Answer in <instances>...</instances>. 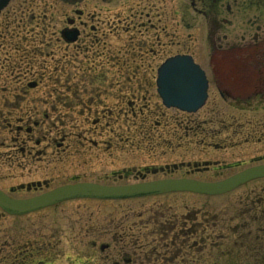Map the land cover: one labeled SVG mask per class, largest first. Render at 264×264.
Listing matches in <instances>:
<instances>
[{"label": "flooded vegetation", "instance_id": "af4514ba", "mask_svg": "<svg viewBox=\"0 0 264 264\" xmlns=\"http://www.w3.org/2000/svg\"><path fill=\"white\" fill-rule=\"evenodd\" d=\"M85 1L9 0L1 11L0 35L21 50L0 56V108L22 110L15 134L7 131L0 144L7 201L76 183H210L254 167L261 173L220 194L70 197L26 212L0 206V264H264V0H182L174 10L167 0H147L155 22L132 7L104 19L100 10L76 7ZM58 2L73 7L55 29ZM35 8L42 13H30ZM26 22L38 27L27 43L3 32L21 27L19 35ZM122 23L133 33L123 58L103 42L96 56L79 60L84 68L68 58L66 85L45 83L57 41L72 48L82 41L86 51L94 41L88 30L105 35L110 25L115 35L111 26ZM170 45L178 49L168 52ZM174 54L191 56L206 74L207 95L194 111L167 107L157 94V67ZM122 109L131 116L122 119ZM118 121L133 126L126 137Z\"/></svg>", "mask_w": 264, "mask_h": 264}, {"label": "water", "instance_id": "95a60500", "mask_svg": "<svg viewBox=\"0 0 264 264\" xmlns=\"http://www.w3.org/2000/svg\"><path fill=\"white\" fill-rule=\"evenodd\" d=\"M8 0H0V9ZM64 36L68 34L63 33ZM157 86L166 105L193 110L202 104L206 96V78L203 70L187 55L168 57L158 68ZM261 173L260 168H251L225 180L203 183L191 179H165L128 186L108 187L81 183L58 187L31 199L9 202L0 192V205L13 206L20 211L30 210L73 196L129 197L167 191L189 190L216 194L227 191L244 179Z\"/></svg>", "mask_w": 264, "mask_h": 264}, {"label": "rangeland", "instance_id": "374dc122", "mask_svg": "<svg viewBox=\"0 0 264 264\" xmlns=\"http://www.w3.org/2000/svg\"><path fill=\"white\" fill-rule=\"evenodd\" d=\"M150 2L148 3L147 0H86L83 4H79L76 5V7H83V9L87 8L89 11H94L97 10V12H99V10L101 11V16L104 19H112L115 16V13H120L121 17H123L125 14H127L130 10V7L132 8H136V9H142L144 11H148L151 13H149V17L151 19V22H155L156 17L154 18L153 16L155 15V8L153 6H157L159 4V0H149ZM158 1V2H157ZM167 5L168 8L170 9H175L176 7H179L182 0H167ZM148 3V5L151 3L153 6L152 11H149L150 9L147 8L146 4ZM144 6V8H143ZM73 6L71 5H66V4H60L59 2L56 5V8L54 9L55 11V15L56 18H58L59 20H55V29L56 27H59L60 25H62L61 19L63 18V16L67 13H70V9ZM40 12L42 13V9H37L35 8L33 11L31 10V12ZM47 14L50 13L49 10L46 11ZM1 14V13H0ZM31 16V14H30ZM29 18V17H28ZM27 18V21H29ZM41 20H43V17H40ZM37 19L33 18L32 21H36ZM44 20L47 22L46 17L44 18ZM142 20H145V16H143ZM173 20H170L168 22V27H169V31L172 32V27L173 26ZM126 23H122V24H118L117 28L114 29V25L111 26L112 30L114 33H116L115 35L113 33H108V27H110V25H105V27H103L101 29V32H105V35H102L99 31H89V36L94 39L93 43L90 44L87 48V50L85 51L84 46L82 41H80L79 43V47L76 48H72V47H66L62 42L57 41L56 47H55V61L51 62L52 65V73L50 75H48L49 77L46 79L45 83L48 84H53L55 83L56 86H64L67 84L66 81V77H67V70L71 68V66H68V58L72 57V58H76L75 60H71V64H77L78 67H83L84 68V61H79L82 56H89L91 58V56H94L99 48V44H102L103 42H105V45L109 44L110 42L118 49L121 50V53L119 55V58H123L122 56L125 55V51L126 49L129 48V44L128 42L130 41V37L133 36V33L131 31L130 26H128ZM48 26V25H47ZM23 29L21 30V33L19 35H17L16 33L20 32V28L19 29H14L12 30L11 27L6 28L5 31L3 32H9L12 35L10 36H21L22 38H26V43L29 42V39L31 40L32 35L35 34V32L38 31V27L36 26V23L34 22H29L25 25H23ZM58 29V28H57ZM53 30V28L50 29V31L47 29V34H46V38H48V36L50 34H53L51 31ZM95 35V37H94ZM43 38V36H42ZM96 38V39H95ZM12 39L14 38H9L8 36H3L0 35V56H16L18 55L17 51H21L18 50V48H16V45L14 46H10V43H13ZM16 40V39H15ZM14 40V42H16ZM135 40V39H134ZM27 47V44H25V47ZM155 48V47H154ZM178 49L177 45H170L167 48L168 52H174ZM83 50V51H82ZM8 53V54H7ZM20 53V52H19ZM73 54V55H72ZM85 54V55H84ZM72 55V56H71ZM96 56V55H95ZM47 59L46 56L42 57L41 59ZM16 62V61H15ZM48 62V61H47ZM159 61H155L153 62V67L155 66L156 63H158ZM49 64V62H48ZM50 65V66H51ZM41 68V67H40ZM68 68V69H67ZM75 68V67H74ZM72 69V68H71ZM79 74H81V71L79 69V71H77ZM108 72V71H106ZM16 73V74H15ZM15 73L10 74L9 78L10 80H15L16 75H17V71H15ZM87 73V72H86ZM88 74V73H87ZM148 79L150 81V76H148ZM151 81H152V77H151ZM0 84H4L2 81H0ZM154 89H150L149 92V97L150 100L156 104H159L158 98L156 97V95L154 94ZM161 105V104H159ZM162 107V106H160ZM126 109H122V111L120 112V117L123 119L127 116H131L130 112H125ZM145 111V110H144ZM168 111H172V110H168ZM22 110H19L17 107H10V108H0V144H1V139H2V135L4 133H6L7 131L9 133H11V135L15 134V130L14 127L17 123H19V117L20 115H22ZM134 112L136 113V116L140 115L139 114V110L136 106H134ZM21 113V114H20ZM108 120H105V122ZM110 122V121H109ZM119 124L116 125L115 127L117 128L119 126V132L122 134V137H126V133H127V129L129 128L130 130H132L133 126L128 127L129 125L123 123L122 121H118ZM114 125H111V123H109L108 126H105L104 132L107 133L110 128H112ZM120 145L123 149H129L130 148V143L125 142V141H121ZM1 149V146H0ZM119 157L121 156V159L127 157L126 153H121L118 155ZM120 159V162H118V165H123L122 160ZM105 164L108 165L107 160L105 161ZM6 172L5 169H3L2 171H0V176L2 173ZM3 181L0 178V184H2Z\"/></svg>", "mask_w": 264, "mask_h": 264}]
</instances>
